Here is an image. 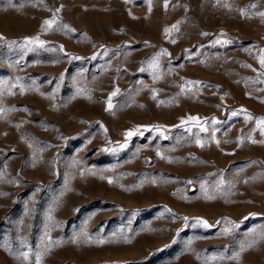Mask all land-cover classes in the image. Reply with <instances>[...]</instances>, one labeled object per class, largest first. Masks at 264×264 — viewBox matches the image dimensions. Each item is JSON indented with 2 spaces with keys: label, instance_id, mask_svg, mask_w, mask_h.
<instances>
[{
  "label": "rangeland",
  "instance_id": "obj_1",
  "mask_svg": "<svg viewBox=\"0 0 264 264\" xmlns=\"http://www.w3.org/2000/svg\"><path fill=\"white\" fill-rule=\"evenodd\" d=\"M164 4L0 0V264L48 237L42 264H264L259 236L231 258L264 226V0Z\"/></svg>",
  "mask_w": 264,
  "mask_h": 264
},
{
  "label": "snow or ice",
  "instance_id": "obj_2",
  "mask_svg": "<svg viewBox=\"0 0 264 264\" xmlns=\"http://www.w3.org/2000/svg\"><path fill=\"white\" fill-rule=\"evenodd\" d=\"M148 4H149V11H151V0H148ZM164 6H165V8L168 7V0H165ZM252 7H255V5H252ZM60 10H61L60 8H57L55 10V12H53L52 18L51 19H48V20H45L43 22V26H42L43 31L47 32L48 30L52 29L54 25H57L58 17L56 16V13H58ZM242 14H244L243 11H242ZM259 15L261 17H264V12L259 13ZM59 27L62 28V29H68L69 31H73L72 29H69L68 28V25H59ZM172 30L178 31L179 30L178 29V25H173L172 26V29H167L166 28L165 29V33L168 34ZM205 35H207V34L205 33ZM221 35H223V34H221ZM0 39H4V37L0 36ZM173 42H175V41H173ZM225 42H227V41H225ZM15 43H16L15 41L11 42V44H15ZM29 45H39L40 47H43L45 45V41L44 40H41L39 38V36L34 37V38H25L24 44L23 45H20V47H22V48H28ZM28 50H31V49L28 48ZM60 51L61 52H64L63 46H60ZM162 54H166V53H162ZM65 55H67V53H65ZM94 58H95V56L93 57V59ZM72 59H81V58L80 57H72ZM259 64H260L261 68L264 69V54H261L260 55V57H259ZM151 66L155 69V68L158 67V63L156 61H153V63H152ZM248 67H251V66L249 65ZM141 70H143V69H141ZM153 78L154 79H158L159 77L154 76ZM60 79L63 80V76H61ZM188 83H195V82H188ZM15 87H17L16 84L12 85L11 88L8 89L9 94H14V93H12V88H15ZM57 87H59V86H57ZM20 90H21V92L24 91L23 85H20ZM84 91H85L84 89L78 88L77 89V95L82 94ZM152 91H153V98L155 99L156 90L153 89ZM118 92H119V89L117 88L115 91H113L110 94L109 100H108V106H107L109 110L113 108V105L111 103V98L113 96L117 95ZM242 111H246V110H242ZM4 112H5V109L0 108V116H2L4 114ZM232 115L235 116V115H237V113L236 112H233ZM247 118L250 119L251 118L250 115ZM188 121H196V126H198L201 131H207L208 130L207 129V126H206L207 125V121H205L203 124H201L198 117L189 116L187 118V121L181 120V125L186 124ZM212 123L213 124H216V123H218V121L212 120ZM257 123L262 128L261 134H264V118L259 119L257 121ZM101 127L103 128V125H101ZM140 127L141 126H137L135 129H132V130H129L128 132H126L124 134L125 135V141H124V143L123 144H119L117 147L118 148H125L128 145V141L131 140V138L133 136H135L137 134L143 135V132H141ZM154 130L157 131V132H160L161 135L164 134L163 131L161 130V127L158 126V125L157 126H154ZM187 130L188 131H191V128H188ZM104 131H105V134H106L107 133V129H104ZM165 138H167V137H165ZM212 139L213 140L215 139V133L212 134ZM240 142L243 143V140H241ZM253 142H255V141L253 140ZM196 143L200 147H204L205 141L197 138ZM216 143H217V145H219V141H216ZM29 146H31V145H29ZM105 151H116V148H106ZM157 155H161L162 156V154L159 153V152L157 153ZM79 163H80L79 161H73V165L74 166H78ZM33 166H35V165H33ZM87 171L89 173H92V170L91 169H89ZM92 174H94V173H92ZM81 175L83 176L84 175V172H81ZM101 178H103V177H101ZM108 183L109 184L113 183L112 178H110V177L108 178ZM223 183H224V181H223V179H221L219 181V184L217 185V188L219 189L220 185H222ZM201 187H202V189H204V186L203 185ZM204 191H205V194H206V198H208V199L213 198V197L207 195V190L206 189H204ZM167 211L171 212V209H167ZM183 219H184L185 225L187 226L188 225V222H189V218L188 217H184ZM51 220H52V217H51V214H49V221L51 222ZM195 222H196V224L202 225L205 228H211L212 227V225L209 224V222L207 220H204L203 218H196ZM217 223H220V222L217 221ZM225 223L228 224V225H231V227H225L222 230L223 233H225V234L231 232L234 228H236V227L239 226L238 224H236L235 222L230 221V220H226ZM45 235L47 236V232H46ZM250 235H251L252 238L249 239V240H245V241L241 242L240 252L236 253L233 257H231L232 259H238L240 257V254L243 251H245L248 248H251L253 246V244L256 242V239L255 238L257 236H259L261 239H264V226H262L259 231L257 229H252ZM81 237H83V239L86 242H88V243H92L93 242L92 237L88 236L87 233H80L78 235H75L73 237V239H72V242L73 243H78L80 241ZM125 242H131V241H130L129 238L125 237ZM21 243H22V245L24 244L23 241ZM51 243H52L51 237H48V242L46 244L45 243H42L40 249H38L37 251L33 252V250L29 247L27 249V251H20L17 254V258L23 257V259L25 261H29L30 262L31 261V258L34 256V258H35V264H42V258L45 255V253H47L50 250ZM95 243L102 245V244L105 243V241L103 239H97V240H95ZM190 245H191V242H189V247H190ZM6 250H8L10 254H13V253H11V250L10 249H7L6 248ZM212 259L215 260V259H217V257L213 256ZM219 259L223 260V259H225V257L224 256H220ZM204 264H208V261L205 260Z\"/></svg>",
  "mask_w": 264,
  "mask_h": 264
}]
</instances>
